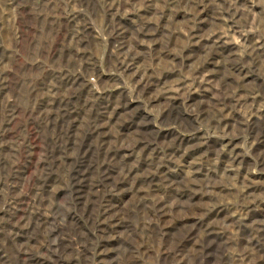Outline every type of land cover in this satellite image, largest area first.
<instances>
[{
    "label": "rangeland",
    "instance_id": "1",
    "mask_svg": "<svg viewBox=\"0 0 264 264\" xmlns=\"http://www.w3.org/2000/svg\"><path fill=\"white\" fill-rule=\"evenodd\" d=\"M0 264H264V0H0Z\"/></svg>",
    "mask_w": 264,
    "mask_h": 264
},
{
    "label": "bare ground",
    "instance_id": "2",
    "mask_svg": "<svg viewBox=\"0 0 264 264\" xmlns=\"http://www.w3.org/2000/svg\"><path fill=\"white\" fill-rule=\"evenodd\" d=\"M33 149V148H32ZM38 207V206H37ZM37 223V222H36ZM40 224V223H39ZM26 225V224H25ZM28 228V227H27ZM23 238V237H22ZM30 242V241H29ZM33 260V259H32ZM35 262V261H34Z\"/></svg>",
    "mask_w": 264,
    "mask_h": 264
}]
</instances>
